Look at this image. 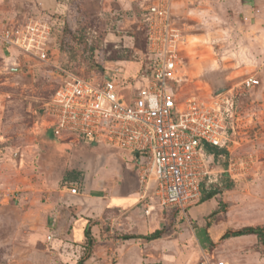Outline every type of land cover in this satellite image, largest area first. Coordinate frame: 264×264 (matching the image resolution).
<instances>
[{"label": "rangeland", "instance_id": "1", "mask_svg": "<svg viewBox=\"0 0 264 264\" xmlns=\"http://www.w3.org/2000/svg\"><path fill=\"white\" fill-rule=\"evenodd\" d=\"M161 1L170 4L188 40L187 67L193 77L209 92L234 87L241 108L254 99L264 100V8L256 18V11H241L242 0H56L61 10L46 11L60 19L52 42L54 63L17 50L0 54V184L17 191L13 203L0 206V264H77L82 257H89L85 264H200L216 257L219 249L233 264H256L257 258H264L257 247L251 259L241 243L225 242L222 250L221 242L211 240L220 230L232 231L225 224L229 218L256 226L264 217V142L253 143L244 136L234 145L233 152L242 145L252 155L255 169L232 183L233 192L226 190L224 177L212 190L219 194L205 206L198 203L184 215L167 213L156 194L146 196L151 208L144 210V203L137 208L145 215L149 211L147 217L161 222L164 230L161 240L154 242L123 240L121 229L132 222L126 216L136 207L123 215L104 204L111 196L130 194L137 179L133 154L46 141L35 150V120L65 81L61 70L90 78L126 62L123 82L128 87L145 64V11ZM9 7L4 22L26 21L37 12L35 6L16 2ZM254 19L262 26L250 27ZM249 76H255L260 87L247 89L243 81ZM75 187L73 195L70 190ZM87 225L93 236L90 247L84 235Z\"/></svg>", "mask_w": 264, "mask_h": 264}, {"label": "built area", "instance_id": "2", "mask_svg": "<svg viewBox=\"0 0 264 264\" xmlns=\"http://www.w3.org/2000/svg\"><path fill=\"white\" fill-rule=\"evenodd\" d=\"M145 12L147 49L137 78L124 87L126 62L90 78L61 70L65 81L35 120L34 146L37 151L41 139L51 132L63 143L131 153L145 197L154 193L161 208L184 215L200 202L204 191L220 186L225 175L237 181L255 169L257 162L242 145L231 149L244 136L253 143L264 142V100L254 99L241 108L234 87L209 92L188 71V40L170 4L156 2ZM58 24V17L42 10L26 21L10 19L0 26V45L9 55L17 50L54 63L52 42ZM243 85L255 89L261 84L249 76ZM207 146L221 153L210 152ZM19 156L23 162L24 154ZM77 191V187L70 190L73 195ZM16 194L0 184V206L13 203Z\"/></svg>", "mask_w": 264, "mask_h": 264}, {"label": "crops", "instance_id": "3", "mask_svg": "<svg viewBox=\"0 0 264 264\" xmlns=\"http://www.w3.org/2000/svg\"><path fill=\"white\" fill-rule=\"evenodd\" d=\"M13 2L14 3L16 2L18 4V6H27L29 8H33V9L35 6V10L37 9V10H42V11H48L50 13H57L61 10L59 8L60 5L55 4L56 0H0V26L4 22L2 19H4V17L8 13L11 12V8L9 6ZM263 8H264V0H250V1H247V3H245V1L242 0L241 11L244 13H247V14L251 13V11H256L257 14L253 15L254 17L256 16V18L258 17L257 15L261 13V10ZM5 22H7V21H5ZM253 26L258 28V27H261L262 24L260 25L258 19H256V20L254 19L253 24H251L250 27H253ZM263 26H264V24H263ZM246 27H247V25H246ZM263 33H264V31H263ZM0 54L3 56L7 54V51L1 45H0ZM226 178H228V177L226 176ZM133 180L135 181L134 186L130 187V192H129L130 194L128 196H111L110 198H106V200L104 201V204H105L106 208H108L109 211L117 210L119 214H123V215H126L128 213L127 209H132V208L136 207V211L134 210L133 213H130L129 215L126 216V219H130V220H132V222L126 223L125 227H123V229H121V231H122L121 233H125L126 235H132V236H136V237H139V236L145 237V236H148V235L155 233L156 231H163V234L161 235L160 238H158L156 240L148 241V242H154V241L161 240L162 236L164 235V230H163V227L161 225V222L158 223V222L152 221L151 218L147 217L150 214L149 211H147L146 212L147 215H145L142 213V211L140 209L137 208L138 205L141 203H144L143 204L144 210L147 207H149V209H150L151 206H150V204L147 203V199L142 192V189L140 187V183L138 180V176H137V179H136V177H134ZM115 191H116V189H114L113 192H115ZM228 191L233 192L230 190H228ZM207 203H209V201L201 204L200 206H205ZM162 210H163V208H162ZM164 210L167 213L177 212V210H174V209H166L165 208ZM114 213H116V212H114ZM167 219L169 220V215H167ZM246 222H248V221L242 220V218L241 219L240 218H236V219L229 218V221L225 224L228 227H232L229 230H239V229H242L244 227L253 226V224H251L250 222L249 223H246ZM255 224L260 225V226H264V217L263 216L260 217V221L255 223ZM215 226L209 230V234L212 233V230L215 228ZM217 227H219V229L224 228L221 225L217 226ZM219 229L216 228L215 230H219ZM82 231L83 230L81 229V232ZM227 232H229V231L228 230L227 231L220 230L218 238H211V236H210V238L213 242H218V243L221 242L220 247L222 248V250H223V243H225V242H227V244H229V243H235V244L241 243L247 258H251V259L254 258L252 252L254 251L253 248L256 249V247L259 250V252H257L258 255L259 256L261 255V253L263 251V246L258 245L259 240L255 235H246V236H240V237H234V238H228V239L222 240L223 236ZM98 240L96 241L97 243L100 242V240L99 241ZM132 240H145V239H132ZM127 241H131V240H127ZM102 242H104V241H102ZM217 253H219V254L216 257H213V258L207 257V259H205V260H210V261H215V262L221 261V262H224L226 264H233L232 260H230L231 257L227 256L225 254L222 255V251L220 249L217 250ZM242 264H247V262L246 263L244 262ZM256 264H264V258L263 257L257 258Z\"/></svg>", "mask_w": 264, "mask_h": 264}, {"label": "trees", "instance_id": "4", "mask_svg": "<svg viewBox=\"0 0 264 264\" xmlns=\"http://www.w3.org/2000/svg\"><path fill=\"white\" fill-rule=\"evenodd\" d=\"M221 91H223V90H218L215 92L217 93V92H221ZM42 141L51 142V143H58V144H66V143L58 141L55 138L54 134L51 132L47 133L41 139V142ZM207 149L210 152L221 153V151H218L216 148H212L210 146H207ZM225 178H226V176H225ZM227 179H228V182L225 183V188H226V190H230V189H232V183H234L235 181L231 180L230 178H227ZM215 188H217V187H215ZM218 194H219V191H217V190H214V191L210 190L208 192L204 191V194H203L199 203L203 204L205 202H208V201L212 200L213 198H215ZM162 234H163V231H156L155 233L148 235V236H145V237H143V236L136 237V236H132V235H125L123 237V240L127 241V240H132V239H145L147 241H152V240H156V239L160 238ZM84 235H85V238L87 240V246H89V247L92 246L93 236H92L90 225L86 226V228L84 230ZM246 235H255L258 238L260 244L263 246V252H264V227L260 226V225L248 226V227H244V228L239 229V230L229 231L223 236L222 240L228 239V238L246 236ZM88 259H89V257H82L78 261L77 264H85Z\"/></svg>", "mask_w": 264, "mask_h": 264}]
</instances>
